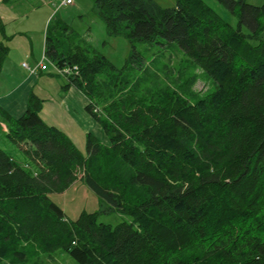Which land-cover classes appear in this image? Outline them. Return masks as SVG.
Wrapping results in <instances>:
<instances>
[{
  "label": "trees",
  "instance_id": "trees-1",
  "mask_svg": "<svg viewBox=\"0 0 264 264\" xmlns=\"http://www.w3.org/2000/svg\"><path fill=\"white\" fill-rule=\"evenodd\" d=\"M215 1L235 26L204 0H93L106 34L131 44L121 69L64 23L47 26L43 58L70 70L62 89L86 97L107 143L87 133L82 154L41 119L32 92L18 118L0 107V142L21 152L0 145V264L54 253L76 264H264V4ZM134 42L175 43L214 87L184 95L129 79L124 70L142 67ZM7 51L0 43V72ZM78 173L120 223L97 212L72 221L51 200Z\"/></svg>",
  "mask_w": 264,
  "mask_h": 264
},
{
  "label": "rangeland",
  "instance_id": "rangeland-1",
  "mask_svg": "<svg viewBox=\"0 0 264 264\" xmlns=\"http://www.w3.org/2000/svg\"><path fill=\"white\" fill-rule=\"evenodd\" d=\"M153 1L163 8L175 6V0ZM59 2L60 0H0V19L4 25V32L0 31V43L8 49L0 72V90L10 89L13 83L20 81L21 73H25V70L20 67L22 63L25 65L31 63L32 66L38 61V65L43 62L45 66L42 72L45 78L43 79L42 76L39 79L35 93H38L37 87H40L52 95V82L58 80L57 69H51L43 58L42 46L47 26L52 28L58 22L64 23L77 38L84 40L114 67L123 68L132 52L131 44L124 36L106 34L104 23L95 13L93 0H73L71 6L61 8L58 7ZM204 2L226 22L232 26L236 25V18L215 0H204ZM246 3L259 6L264 4V0H246ZM261 39L264 40V19ZM250 43L255 45L257 42ZM133 45L142 58V67L141 69L133 67L127 72L124 70V74L129 79L143 75L148 80L146 86L149 88L169 86L184 95L193 93L200 96L214 87L206 75L175 43L162 46L154 42H134ZM16 61H18L17 66ZM36 68L37 66L34 69ZM58 75L64 76L60 73ZM44 103L40 116L46 119L48 118L46 113H42ZM58 124L67 125L66 131L69 138L82 154L85 153L86 148V133H91L101 142L106 139L97 125L88 126L85 122L83 123L85 125L80 127L62 123V121H58ZM0 145L16 159L21 157V152L13 143L5 142L3 145L0 142ZM81 178L82 174L78 173L77 180L64 192L51 195V200L63 210L69 220H76L83 212H97L99 223L111 226L120 223L123 217L116 212L104 213L105 205L83 181H80ZM35 258L39 264H76L64 253L41 254Z\"/></svg>",
  "mask_w": 264,
  "mask_h": 264
},
{
  "label": "crops",
  "instance_id": "crops-1",
  "mask_svg": "<svg viewBox=\"0 0 264 264\" xmlns=\"http://www.w3.org/2000/svg\"><path fill=\"white\" fill-rule=\"evenodd\" d=\"M33 59L34 61H36V58L33 57ZM45 61L48 63L51 69L55 68L53 64L48 60L45 59ZM17 62L18 61L15 62L16 66ZM38 63L39 62L36 61L32 66L31 63H28L26 64V67L23 66V63L20 65V67L25 70V73H21L20 81L13 83V86L10 89L0 90V107L12 118H18L22 116L26 111L27 101L29 95L32 92L34 95L45 102L42 113H46L48 118L43 119L41 117V119L46 124L57 127L65 134H67V125H57L58 121H62V123H68L69 125L75 124L80 127H83L85 125L83 123L85 122L88 126L97 125L85 111V107L88 104V100L86 99V97L80 91L73 87H70L69 89L64 91L62 88L65 85L66 81L62 76L58 75L57 71L56 76L58 77V80L57 82H52V95L49 94V91L44 90V88L40 87H37L38 93H35V88L39 82V79H41L42 76L43 79L45 78V75L42 73L45 67L43 62L40 63L35 72H31L32 69L38 66ZM18 70L20 71V68H18ZM49 116L51 118H49ZM0 131H6L5 126L1 121ZM104 140L105 141L102 143H107V139Z\"/></svg>",
  "mask_w": 264,
  "mask_h": 264
},
{
  "label": "built area",
  "instance_id": "built-area-1",
  "mask_svg": "<svg viewBox=\"0 0 264 264\" xmlns=\"http://www.w3.org/2000/svg\"><path fill=\"white\" fill-rule=\"evenodd\" d=\"M73 4V0H60L58 7H67V6H71ZM24 67H26L25 64H23ZM39 67V65L37 66ZM36 69H32L31 72H35ZM58 73L62 74V75H67L70 73V70L68 68H64L62 70L58 69L57 70Z\"/></svg>",
  "mask_w": 264,
  "mask_h": 264
}]
</instances>
